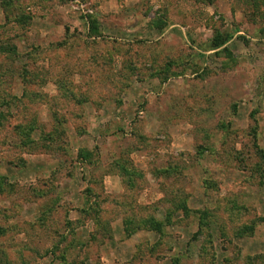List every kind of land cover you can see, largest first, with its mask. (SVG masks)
Segmentation results:
<instances>
[{
  "label": "rangeland",
  "instance_id": "1",
  "mask_svg": "<svg viewBox=\"0 0 264 264\" xmlns=\"http://www.w3.org/2000/svg\"><path fill=\"white\" fill-rule=\"evenodd\" d=\"M0 264H264V0H0Z\"/></svg>",
  "mask_w": 264,
  "mask_h": 264
},
{
  "label": "trees",
  "instance_id": "2",
  "mask_svg": "<svg viewBox=\"0 0 264 264\" xmlns=\"http://www.w3.org/2000/svg\"><path fill=\"white\" fill-rule=\"evenodd\" d=\"M161 26H156V28H158V30H160ZM224 37V36H223ZM229 42V37H224L222 38L221 36H215L213 39H212V42H211V46L210 48L212 50L215 51V53H217L218 51H221V50H225L226 49V44ZM221 47H224L221 49ZM221 49V50H220Z\"/></svg>",
  "mask_w": 264,
  "mask_h": 264
}]
</instances>
